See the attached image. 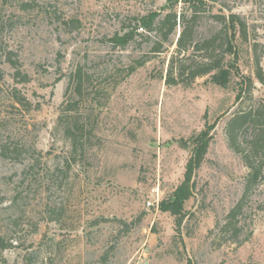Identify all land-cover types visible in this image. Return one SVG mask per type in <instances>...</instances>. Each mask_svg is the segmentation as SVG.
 <instances>
[{
    "label": "rangeland",
    "instance_id": "obj_1",
    "mask_svg": "<svg viewBox=\"0 0 264 264\" xmlns=\"http://www.w3.org/2000/svg\"><path fill=\"white\" fill-rule=\"evenodd\" d=\"M174 1L0 0V238L14 245L0 264H264V167L246 191V160L264 162L253 144L264 136V0H206L195 19V44L224 27L218 16L247 23L234 55L217 44L231 64L226 88L210 75L166 84L184 56L181 29L164 53L142 30L125 48L110 42ZM187 7L176 11L190 19ZM204 131L211 142L178 218L160 204Z\"/></svg>",
    "mask_w": 264,
    "mask_h": 264
},
{
    "label": "trees",
    "instance_id": "obj_2",
    "mask_svg": "<svg viewBox=\"0 0 264 264\" xmlns=\"http://www.w3.org/2000/svg\"><path fill=\"white\" fill-rule=\"evenodd\" d=\"M180 1L185 3V6H188L187 12L191 14L192 18L188 19L186 13H177L176 7ZM166 8L168 10L166 14L151 11L148 14L139 16L137 19V26L134 29L129 30L122 36L117 34L115 37L110 39V42L114 47L125 48L135 39L136 35L139 33V30H142L143 33L147 35V38L156 39V42H152L151 53H164L167 49L166 43H170L171 38L177 34L179 29H181L180 37L177 41V53L178 55L183 54L184 56L178 61L177 66H175L174 63L170 65V68L167 72L166 84L170 86L178 85L179 83H187L185 82V78H189V82H192L196 78L210 75L211 82L226 88L229 84V79L232 74L231 69L225 67L229 63V61L226 59V53L230 51L231 54H235L234 52L232 53V51L234 49V41L236 40L237 35L244 41L248 39V26L246 21L243 20L238 14L230 13L229 16H218V19L224 24V27L210 38L202 42V44H195L193 40L195 25L194 22L201 12L206 11V0H175L174 2L167 4ZM229 32L231 33V36ZM143 33L139 35H144ZM225 42H227L229 50L223 53L218 50L217 44H223ZM190 50H192L191 55L185 57L186 53ZM197 54L201 55L200 58L202 62H200V64H196L195 66L192 64H186L188 61L190 62ZM138 63L139 66L143 65L142 62ZM135 68H132L131 71H134ZM80 71L81 70L77 71L74 78L76 82V84H74V94L76 95H81L82 93V77ZM17 75L21 77L22 73L20 70H17ZM23 79H25L24 81H28L26 78ZM249 81L251 82V79H249ZM242 93L243 90L238 95V98L243 96ZM263 109L264 107L262 110ZM249 117V115H243L242 117L239 116L238 118H235L233 121V126L239 129L243 128V126L246 125L248 121H250L248 120L250 119ZM260 117H263L260 123H264V110L263 115L259 112V118ZM209 135L210 134L208 131H204L195 138L193 154L187 166L185 181L174 192L171 200H164L161 202L160 208L162 211L169 212L178 218H182L184 216L183 211L185 202L190 198L192 193L191 180L193 172L196 170V168L201 166V163L207 154L211 142ZM263 142L264 136H260L256 141H254V148H264V146H261L264 145ZM246 164L247 167L253 171L251 176L248 178V184L246 188L247 191L249 190V186L256 182L262 175L264 162H262L257 168L252 164V162H250V159L246 160ZM239 210L241 209L237 206L229 212L228 216L226 217V224L221 229L222 233L228 231V228L234 225V220L238 216ZM13 247L14 245L12 243L5 242L2 238H0V250H7ZM24 264L33 263L29 261V258H26V260H24Z\"/></svg>",
    "mask_w": 264,
    "mask_h": 264
},
{
    "label": "built area",
    "instance_id": "obj_3",
    "mask_svg": "<svg viewBox=\"0 0 264 264\" xmlns=\"http://www.w3.org/2000/svg\"><path fill=\"white\" fill-rule=\"evenodd\" d=\"M148 206H150V207H159V202H156V203H154V202H152V201H149L148 202ZM137 264H143L142 262H137Z\"/></svg>",
    "mask_w": 264,
    "mask_h": 264
}]
</instances>
